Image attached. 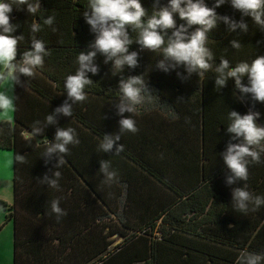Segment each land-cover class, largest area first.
<instances>
[{"label": "trees", "instance_id": "trees-1", "mask_svg": "<svg viewBox=\"0 0 264 264\" xmlns=\"http://www.w3.org/2000/svg\"><path fill=\"white\" fill-rule=\"evenodd\" d=\"M140 2L151 14L154 0ZM205 2L209 7L214 4V0ZM40 3L42 10L36 15L15 7L10 13L11 22L20 26L13 35L25 37L18 45L17 60L31 50L33 22L41 24L42 31L36 35L49 53L34 78L21 75L23 86H14L18 99L13 122H0V150L13 153V201L8 205L0 200L4 223L13 225L12 264H239L242 252H264V206L247 214L233 210L232 189L244 182L226 183L230 172L220 155L231 136L227 133L229 111L246 114L252 101L249 97L241 101L232 79L217 91L214 69L182 79L177 72L186 77L183 66L168 72L156 69L160 54L140 51L133 43L129 51L139 52V67H126L121 73L112 69L111 62L104 64L98 54L100 71L95 76L88 74L93 83L85 88L87 100L73 106L72 117L60 115L58 125H49L38 134L39 143L31 137L35 122L43 123L67 99L66 77L75 74L79 52L94 40L83 17L88 0ZM159 3L165 6L168 0ZM216 11L237 21L241 18L229 4ZM48 16H55L52 27L57 31L43 25ZM244 19L249 24L247 34L229 33L222 22L209 33L207 47L216 64L226 58L235 67L264 55V32L255 28L250 17ZM176 20L177 26L185 23L178 15ZM130 35L135 40L138 33L130 30ZM232 39L240 40L241 49L231 47ZM141 74L162 104L181 100L192 102L193 109L187 114L179 112L173 121L168 109L153 106L158 102L157 95L153 96L151 102L136 106L134 113H124L139 128L135 134H122L117 143L124 145V151L114 155L115 145L111 152L98 151L105 134L119 131L116 105L121 76ZM253 110L261 113L257 123L264 126V104L255 103ZM56 127L74 128L80 140L79 145L68 146L69 154L58 169L55 156L47 163L42 157L46 141L54 140ZM168 129L186 132L162 135ZM23 130L30 137L25 138ZM15 154L25 156L26 163H15ZM101 160L110 161L118 181L103 183V173H98ZM54 170L61 173L59 191L38 182L45 174L51 177ZM246 183L254 195L264 196V163L249 166ZM57 198L67 212L59 221L51 211V201ZM107 217L114 218V223H108ZM113 234L122 241L111 246Z\"/></svg>", "mask_w": 264, "mask_h": 264}, {"label": "clouds", "instance_id": "clouds-1", "mask_svg": "<svg viewBox=\"0 0 264 264\" xmlns=\"http://www.w3.org/2000/svg\"><path fill=\"white\" fill-rule=\"evenodd\" d=\"M225 4L239 11V21L217 13L216 9ZM14 7L17 10L26 8L31 15L42 10L40 0H0V88L10 89L11 92L15 85L23 86L21 75L34 78L36 70L44 66V58L49 54L45 42L36 35L42 31V26L39 22H33L30 27L31 50L24 51L21 59L17 60L18 45L25 37L23 34L13 35L20 27L19 24L11 22L10 13ZM177 15L185 23L177 26ZM83 17L90 26V32L94 34V40L87 49L79 52L75 74L66 77L64 89L67 99L53 113L48 114L43 123L35 122L31 137L43 134L49 125H58L60 115L72 117L73 106L87 100L85 88L93 83L88 74L95 76L100 71L96 63L98 54L104 58V64L111 62L112 69L116 72L123 73L126 67H139V52L129 51V47L136 43L140 46V51L148 50L160 54L161 59L157 61L156 69L168 72L183 66L187 76L177 72V76L182 79L190 78L193 73L203 75L214 69L217 91L226 87L229 79H232L241 101L245 97L250 98L252 107L246 114L229 111L227 133L231 136L226 150L220 155L230 172L226 183L236 185L244 182L243 186L232 189L233 210L243 214L259 211L264 206V196L254 195L248 190L246 182L249 179V166L264 163V126L257 123L261 113L253 110L255 103L264 104V55L256 56L250 63L241 61L235 67L226 58H221L220 63L216 64L207 43L209 33L216 30L221 22L227 26L229 33H236L237 36L247 34L250 29L245 17H250L255 28L264 32V0H214L211 7L205 0H168L165 6H161L159 0H154L151 14L142 6L140 0H88V10L83 12ZM54 22L55 16L43 19V25L51 27L53 32L57 31L52 27ZM193 26L194 30L190 31ZM130 30L138 33L135 40L130 35ZM260 43L262 41H257V44ZM230 44L236 50L242 47L239 39H232ZM245 78L247 83L243 82ZM119 90L121 96L116 105L117 114L121 117L119 131L105 134L98 146L100 152H111L115 145L114 155L124 151V145L117 143L122 134H135L139 131L136 121L132 117L125 118L124 113H134L136 106L145 101L151 102L154 99L152 93L155 91L149 87L143 74L127 78L121 76ZM17 99L18 97L10 95L8 91H0V114L15 112ZM46 144L42 157L47 163L55 156V169H58L64 163V156L69 154L68 146H77L80 140L74 128L56 127L54 140H47ZM14 162L26 163V157L15 154ZM98 173H103L104 184L111 185L118 181V173L111 168L109 160L100 161ZM60 178V171L54 170L51 177L45 174L38 182L59 191ZM59 205V198L51 201V211L58 221L67 215ZM239 264H264V252H242Z\"/></svg>", "mask_w": 264, "mask_h": 264}, {"label": "rangeland", "instance_id": "rangeland-1", "mask_svg": "<svg viewBox=\"0 0 264 264\" xmlns=\"http://www.w3.org/2000/svg\"><path fill=\"white\" fill-rule=\"evenodd\" d=\"M0 91H8L12 94L10 89L0 88ZM13 113V112H12ZM11 113V121H12ZM3 114H0V117ZM1 122V121H0ZM6 156V157H5ZM12 178H13V153L12 151L0 150V200L6 204H11L13 201L12 191ZM116 218V217H115ZM107 222L110 224L114 223V218L107 217ZM115 227L120 228L118 224ZM115 227H111L115 228ZM111 246L121 243L122 238L118 237L117 234L110 236ZM13 241V225L9 221L4 223V212L0 210V264H12V246Z\"/></svg>", "mask_w": 264, "mask_h": 264}, {"label": "crops", "instance_id": "crops-1", "mask_svg": "<svg viewBox=\"0 0 264 264\" xmlns=\"http://www.w3.org/2000/svg\"><path fill=\"white\" fill-rule=\"evenodd\" d=\"M164 84H166V85H169L168 83H164ZM166 85H164V86H166ZM176 90H178V86H177V88H175V91ZM164 95H167L168 93L167 92H162ZM12 94H13V92H12ZM10 95H11V93H10ZM157 95V96H156ZM153 96H156V98H157V100H158V102H156L155 104L156 105H153L154 107H157V108H160V107H162V108H165V109H168V113L172 116V118H173V121H176V120H178L177 118H178V113L180 112V113H186V112H188L189 111V109H193V104H192V102H183V101H181V100H176L175 102H176V104H172V105H170V104H162V102H160V100H159V98H160V96H159V94L158 93H154L153 94ZM148 109V108H147ZM148 111H149V109H148ZM199 112H202V110H200ZM187 114V113H186ZM199 119V121H200V123H199V125H201V120H200V116H197V120ZM0 121H11V113H9L8 115H2L1 117H0ZM11 122H13V113H12V121ZM170 130V131H169ZM177 129H168V131H166V132H163L162 133V135H164V134H168V135H174L175 133L176 134H181V135H183L184 134V132H186V130H184V131H182V130H179L178 129V131H176ZM22 134L24 135V137L25 138H27V137H30V133L29 132H27L26 130H23L22 131ZM36 139V142L37 143H39V141H40V139L39 138H35ZM89 148H90V146H89ZM4 151H11V150H4ZM6 157V156H5ZM84 167V166H83ZM88 168H90V166H88ZM84 170H85V168H84ZM76 175V174H75Z\"/></svg>", "mask_w": 264, "mask_h": 264}]
</instances>
